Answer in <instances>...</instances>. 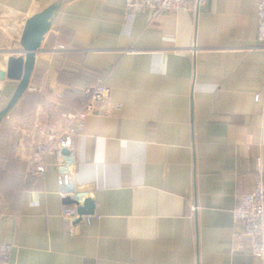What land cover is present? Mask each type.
<instances>
[{
	"label": "crops",
	"instance_id": "crops-1",
	"mask_svg": "<svg viewBox=\"0 0 264 264\" xmlns=\"http://www.w3.org/2000/svg\"><path fill=\"white\" fill-rule=\"evenodd\" d=\"M125 1L0 0V73L25 57L26 22L60 5L21 112L23 98L0 123L6 264H264L232 252L234 211L264 164L260 0H203L156 20L128 19ZM100 79L122 109L88 117L72 184L58 186L54 158L29 181L13 128L80 109ZM18 83L0 79V112ZM74 197L94 212L65 219Z\"/></svg>",
	"mask_w": 264,
	"mask_h": 264
},
{
	"label": "built area",
	"instance_id": "built-area-1",
	"mask_svg": "<svg viewBox=\"0 0 264 264\" xmlns=\"http://www.w3.org/2000/svg\"><path fill=\"white\" fill-rule=\"evenodd\" d=\"M203 0H126L127 18L150 12L153 19H159L167 13L193 12ZM208 1V0H205ZM258 47L264 48V0H260L258 9ZM61 49L63 46L60 47ZM99 96L103 97L102 99ZM87 99L83 108L72 113L48 115V119L58 122L54 127L15 126L13 137L16 140L15 155L27 165V175L42 178L48 168V161L55 159L58 172V186L69 187L72 184V161L76 153V143L86 127V121L93 114L110 115L119 112L121 105L113 104L108 88L100 79L87 90ZM47 124V123H46ZM28 136V139H26ZM264 145V130L263 139ZM64 150L73 152L70 161L62 159ZM258 180L253 190L240 197L238 208L234 211V232L232 252L249 251L253 257L264 262V164L262 157L256 161ZM63 200L68 193L60 192ZM36 205V204H34ZM62 216L70 219L79 216L75 206H64ZM88 225L92 216L84 217ZM97 220L101 216L95 217ZM10 247L0 244V264H6Z\"/></svg>",
	"mask_w": 264,
	"mask_h": 264
},
{
	"label": "water",
	"instance_id": "water-1",
	"mask_svg": "<svg viewBox=\"0 0 264 264\" xmlns=\"http://www.w3.org/2000/svg\"><path fill=\"white\" fill-rule=\"evenodd\" d=\"M59 8L60 5L58 4L50 5L42 12L32 16L26 22L21 39V45L25 57H11L8 61L7 72L2 71L0 73L1 80L7 78L19 82L8 105L4 110L0 112V123L10 114V112L15 108L18 102L27 93L32 74L35 70L36 57L40 52L42 44L45 41L47 35L53 28L55 16ZM25 123L28 126L34 127H46L47 125L48 127H54L58 124V122L53 119H48L43 123L31 122L30 120H27ZM72 155L73 152L70 150H64L60 153L62 159L66 161H70ZM73 203L75 204V207L78 208L79 215H89L92 214L95 210V205L91 200H87L85 206H82L80 198L74 197Z\"/></svg>",
	"mask_w": 264,
	"mask_h": 264
},
{
	"label": "trees",
	"instance_id": "trees-1",
	"mask_svg": "<svg viewBox=\"0 0 264 264\" xmlns=\"http://www.w3.org/2000/svg\"><path fill=\"white\" fill-rule=\"evenodd\" d=\"M27 98H28V97L25 96V97L22 99V101H21V106L13 112L14 115H17V114H19V113L21 112V109H22L23 105L25 104V101L27 100ZM85 102H86V101H83L82 106H81L80 109H75V110H64V109L61 107V108H60V111L63 112V113H72V112L79 111V110L82 109V107L84 106ZM12 152L14 153V149H12ZM13 153H12V155H13ZM13 157H14V155H13ZM25 165H26V164H25ZM27 176H28V175H27ZM40 179H42V178H37V177H34V176H28V180L31 181V182H37V181H39Z\"/></svg>",
	"mask_w": 264,
	"mask_h": 264
}]
</instances>
